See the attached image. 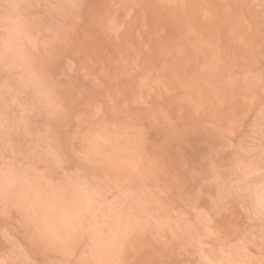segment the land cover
Instances as JSON below:
<instances>
[{
  "label": "rangeland",
  "instance_id": "1",
  "mask_svg": "<svg viewBox=\"0 0 264 264\" xmlns=\"http://www.w3.org/2000/svg\"><path fill=\"white\" fill-rule=\"evenodd\" d=\"M264 0H0V264H264Z\"/></svg>",
  "mask_w": 264,
  "mask_h": 264
},
{
  "label": "snow or ice",
  "instance_id": "2",
  "mask_svg": "<svg viewBox=\"0 0 264 264\" xmlns=\"http://www.w3.org/2000/svg\"><path fill=\"white\" fill-rule=\"evenodd\" d=\"M259 203H260L261 210L264 211V184H262L260 188ZM101 264H103V262H101Z\"/></svg>",
  "mask_w": 264,
  "mask_h": 264
}]
</instances>
